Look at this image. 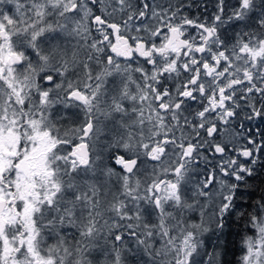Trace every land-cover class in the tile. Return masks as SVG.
<instances>
[{
    "label": "snow or ice",
    "instance_id": "snow-or-ice-1",
    "mask_svg": "<svg viewBox=\"0 0 264 264\" xmlns=\"http://www.w3.org/2000/svg\"><path fill=\"white\" fill-rule=\"evenodd\" d=\"M232 235L264 264V0H0V264H232Z\"/></svg>",
    "mask_w": 264,
    "mask_h": 264
},
{
    "label": "trees",
    "instance_id": "trees-1",
    "mask_svg": "<svg viewBox=\"0 0 264 264\" xmlns=\"http://www.w3.org/2000/svg\"><path fill=\"white\" fill-rule=\"evenodd\" d=\"M236 230L234 229V232ZM229 252L227 256V260L232 261V264H236L239 256L241 255L240 252V237L236 235H232L229 238Z\"/></svg>",
    "mask_w": 264,
    "mask_h": 264
},
{
    "label": "flooded vegetation",
    "instance_id": "flooded-vegetation-1",
    "mask_svg": "<svg viewBox=\"0 0 264 264\" xmlns=\"http://www.w3.org/2000/svg\"><path fill=\"white\" fill-rule=\"evenodd\" d=\"M193 11H195V9H193Z\"/></svg>",
    "mask_w": 264,
    "mask_h": 264
}]
</instances>
